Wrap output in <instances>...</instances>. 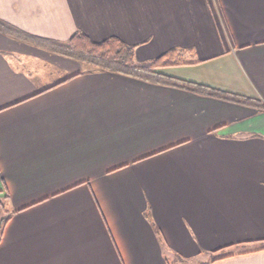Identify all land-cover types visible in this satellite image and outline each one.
<instances>
[{
	"label": "crops",
	"instance_id": "crops-1",
	"mask_svg": "<svg viewBox=\"0 0 264 264\" xmlns=\"http://www.w3.org/2000/svg\"><path fill=\"white\" fill-rule=\"evenodd\" d=\"M0 19L139 62L183 50L168 73L249 99L0 30V264H264V0H0Z\"/></svg>",
	"mask_w": 264,
	"mask_h": 264
},
{
	"label": "trees",
	"instance_id": "trees-1",
	"mask_svg": "<svg viewBox=\"0 0 264 264\" xmlns=\"http://www.w3.org/2000/svg\"><path fill=\"white\" fill-rule=\"evenodd\" d=\"M0 30L12 32L13 35L32 42L46 44L53 50L80 60L91 70L117 72L150 82L190 88L199 92L216 91L217 94L230 99L249 100L247 97L238 98L235 94L168 73L167 68L189 63L185 60L183 50H166L152 59L139 62L136 60L134 47L116 36L95 41L82 32H75L66 40H51L23 32L1 19ZM219 251L220 249L213 253ZM221 257V254H213L211 260Z\"/></svg>",
	"mask_w": 264,
	"mask_h": 264
},
{
	"label": "rangeland",
	"instance_id": "rangeland-1",
	"mask_svg": "<svg viewBox=\"0 0 264 264\" xmlns=\"http://www.w3.org/2000/svg\"><path fill=\"white\" fill-rule=\"evenodd\" d=\"M83 65H85V63H83ZM0 217H4V214H2V212H1V214H0ZM205 259H202L201 261H204ZM200 261V262H201ZM198 262V259L197 260H193L192 262H190L189 264H196ZM199 263V262H198Z\"/></svg>",
	"mask_w": 264,
	"mask_h": 264
}]
</instances>
